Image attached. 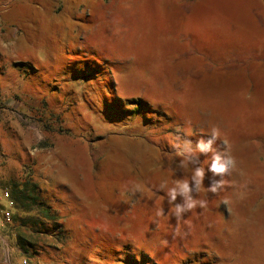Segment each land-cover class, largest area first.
I'll return each instance as SVG.
<instances>
[{"label":"rangeland","instance_id":"obj_1","mask_svg":"<svg viewBox=\"0 0 264 264\" xmlns=\"http://www.w3.org/2000/svg\"><path fill=\"white\" fill-rule=\"evenodd\" d=\"M1 33L0 185L38 183L63 229L29 264H264V0H0ZM213 127L238 169L197 153L225 184L177 222L160 185Z\"/></svg>","mask_w":264,"mask_h":264},{"label":"clouds","instance_id":"obj_2","mask_svg":"<svg viewBox=\"0 0 264 264\" xmlns=\"http://www.w3.org/2000/svg\"><path fill=\"white\" fill-rule=\"evenodd\" d=\"M220 138V131L218 128L213 127L211 129V137L207 140L201 139L196 148L193 149L191 142L189 141L187 146L178 149L177 154L182 157L180 160V167L186 169L189 165H194L190 177L176 179L171 182L164 180L160 189L164 190L168 198L170 207V213L176 218L177 222L188 212L193 211L197 207L205 209L208 206L207 199H198V196L203 192L217 193L221 188L224 187V179L213 180L209 186H205L206 169L198 164L197 153H203L205 155L211 153L210 166L208 171H211L214 176H225L231 175L232 172L237 171L238 161L234 155L231 154L230 146L227 141H224L226 148L221 151L214 147L215 141ZM130 190L135 193L141 190L139 184L133 183ZM245 193L243 191L237 192V197L243 199ZM182 198V202L176 203L177 198ZM224 203L228 206L229 201L226 199ZM229 211L231 209L229 208ZM163 215V210L158 209L156 216L160 217Z\"/></svg>","mask_w":264,"mask_h":264},{"label":"trees","instance_id":"obj_3","mask_svg":"<svg viewBox=\"0 0 264 264\" xmlns=\"http://www.w3.org/2000/svg\"><path fill=\"white\" fill-rule=\"evenodd\" d=\"M10 187L18 210L29 213L28 218L20 219L18 215L14 217L13 225L16 228L18 245L25 255L39 256L46 249L53 248L52 243L46 240L47 235L53 236V233L58 234L63 229L61 227L58 229V226L54 224L57 217L51 213V207L40 211L31 207L33 203L38 202L40 197L41 189L38 183L28 178L22 184H13ZM22 227L27 228L21 232ZM55 247L58 248V246Z\"/></svg>","mask_w":264,"mask_h":264},{"label":"crops","instance_id":"obj_4","mask_svg":"<svg viewBox=\"0 0 264 264\" xmlns=\"http://www.w3.org/2000/svg\"><path fill=\"white\" fill-rule=\"evenodd\" d=\"M11 43L12 41L8 38L6 33L0 34L1 46H10ZM5 51L6 50L1 51L0 49V57L6 56ZM9 51L12 50L9 49ZM1 65L3 70L5 71H0V84L2 83V79H4V73H9L13 75L15 73L14 71L17 70L16 68H14L11 61H6ZM16 75L18 76V73ZM9 125V118L4 113V110H0V181H3L1 180V174L4 168L3 163L4 161H6L4 156L8 155V158L11 157V148L9 146V138H11V135ZM5 188L6 187L0 185V189ZM27 258L31 260V257L25 255V253H23V251L18 245L13 221L9 223L0 224V264H23V261Z\"/></svg>","mask_w":264,"mask_h":264},{"label":"built area","instance_id":"obj_5","mask_svg":"<svg viewBox=\"0 0 264 264\" xmlns=\"http://www.w3.org/2000/svg\"><path fill=\"white\" fill-rule=\"evenodd\" d=\"M14 201L8 188L0 189V224L13 221ZM23 264H29L28 259Z\"/></svg>","mask_w":264,"mask_h":264}]
</instances>
